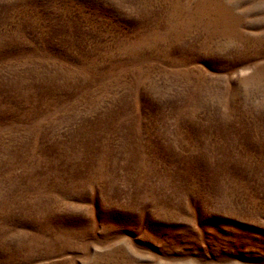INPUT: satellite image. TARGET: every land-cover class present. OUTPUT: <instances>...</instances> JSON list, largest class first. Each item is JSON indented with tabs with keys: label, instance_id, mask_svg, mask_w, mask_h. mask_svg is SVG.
Returning a JSON list of instances; mask_svg holds the SVG:
<instances>
[{
	"label": "rangeland",
	"instance_id": "obj_1",
	"mask_svg": "<svg viewBox=\"0 0 264 264\" xmlns=\"http://www.w3.org/2000/svg\"><path fill=\"white\" fill-rule=\"evenodd\" d=\"M0 264H264V0H0Z\"/></svg>",
	"mask_w": 264,
	"mask_h": 264
}]
</instances>
